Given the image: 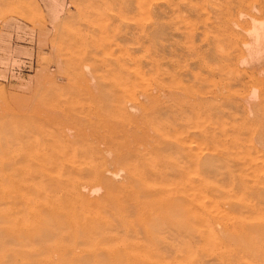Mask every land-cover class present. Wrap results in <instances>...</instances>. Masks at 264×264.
<instances>
[{"label": "rangeland", "instance_id": "rangeland-1", "mask_svg": "<svg viewBox=\"0 0 264 264\" xmlns=\"http://www.w3.org/2000/svg\"><path fill=\"white\" fill-rule=\"evenodd\" d=\"M49 246L264 264V0H0V264Z\"/></svg>", "mask_w": 264, "mask_h": 264}, {"label": "bare ground", "instance_id": "bare-ground-1", "mask_svg": "<svg viewBox=\"0 0 264 264\" xmlns=\"http://www.w3.org/2000/svg\"><path fill=\"white\" fill-rule=\"evenodd\" d=\"M101 169V168H100ZM99 180H102V181H106V179H105V177L104 176H100L99 177ZM101 181V182H102ZM103 184V183H102ZM46 211V210H45ZM55 213V212H54ZM53 213V214H54ZM40 222V221H39ZM63 223V222H62ZM18 225H20L19 223L16 225L17 227H18ZM65 225V224H64ZM63 224L61 225V223L59 224V226H61V228H62V226H64ZM33 227V226H32ZM38 227V226H37ZM37 227H36V229L34 228L33 230L30 228V229H25V228H27V226L26 225H24V226H22V228L23 229H25L27 232L26 233H28L27 235H33L34 234V232L35 231H37ZM41 230H42V227H41ZM44 231V232H43ZM62 232V233H61ZM61 232H59V234H57L56 233V235H55V233L54 234H50V235H48L47 233H46V230H42V234L47 238V239H49V241H51V240H55V238L56 239H61V238H63V237H65V234L63 233V230L61 229ZM8 233V232H7ZM23 233V232H22ZM37 233V232H36ZM36 233L34 234V235H36ZM36 237V236H35ZM37 238H38V236H37ZM60 250V249H59ZM59 250H54L52 247H47L45 250H44V253H46V254H49V253H53V252H55V254H57L58 255V258H57V263L56 262H54V263H52V264H58V260L59 261H61V262H63V261H65V258H66V255L64 254V253H62V252H60ZM63 260V261H62Z\"/></svg>", "mask_w": 264, "mask_h": 264}]
</instances>
